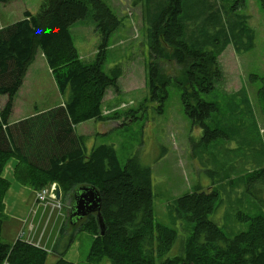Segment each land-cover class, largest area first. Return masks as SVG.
I'll use <instances>...</instances> for the list:
<instances>
[{"label": "trees", "instance_id": "obj_1", "mask_svg": "<svg viewBox=\"0 0 264 264\" xmlns=\"http://www.w3.org/2000/svg\"><path fill=\"white\" fill-rule=\"evenodd\" d=\"M213 6L212 0H149L142 18L143 29L146 17L149 22L147 85L156 89L163 84V59L175 62L182 78L178 82L185 113L203 128L209 142L227 135L207 124L220 108L202 94L212 92L221 79L218 58L228 44L232 42L240 52L251 43L247 16L236 12L237 4ZM89 14L102 36L93 61L83 60L72 34L73 25ZM119 25L117 13L105 0H41L37 12L26 10L22 19L0 28V94L7 96L0 109V264H82L65 258L81 230L92 234L89 264H264V216L240 212L237 218L249 222V227L229 238L213 219L219 206L215 188L179 196L178 216L193 228L180 252L170 255L178 231L155 220L150 168L137 158L122 166L114 144L89 147L87 137L76 132L75 126L81 122L121 117L120 112L110 115L103 109L107 89L120 91L121 70L111 76L103 68L109 38ZM38 51L43 53L64 103L10 123L14 99ZM253 78L261 79L257 99L264 113V77ZM241 91V96H247L243 89L236 94ZM230 109L234 115L241 111L234 106ZM233 121L232 116L222 118L230 129ZM11 158L17 160L14 179L34 190L57 182L62 195L72 197L81 185L96 187L106 224L104 234L92 213L74 224L70 219L62 224L51 252L21 236L5 239L6 230H11L5 204L11 181L3 170ZM254 179L264 187V166L241 176L245 182Z\"/></svg>", "mask_w": 264, "mask_h": 264}, {"label": "rangeland", "instance_id": "obj_2", "mask_svg": "<svg viewBox=\"0 0 264 264\" xmlns=\"http://www.w3.org/2000/svg\"><path fill=\"white\" fill-rule=\"evenodd\" d=\"M105 1L117 13L120 25L109 38L103 68L111 76L120 69L121 76L118 78L120 91L108 88L103 108L117 105L114 112H120L121 117L118 125L106 126L105 133L97 136V145L114 144L122 166L130 159L137 158L143 167L150 168L148 176L153 190L155 220L178 231L170 255L180 252L185 236L193 228L187 219L178 216L177 199L202 188L219 191V206L213 219L229 238L247 230L249 222L237 218L240 212L264 216L262 182L257 179L250 182L241 180L242 175L264 166V113L257 99L261 79L253 78V75L264 77V0H247L242 4L237 0H212L213 7L238 5L236 12L247 16L251 43L240 52L232 42L228 44L218 58L221 79L212 92L202 94L206 100L217 102L220 108V112H214L207 119V124L213 129L223 130L227 135L210 142L204 139L203 128L193 124L192 117L185 113L182 86L178 82L182 78L175 62L163 59L161 66L165 76L160 81L163 84L157 83L156 89L147 85L149 22L146 17L143 29L142 18L149 0ZM9 4L3 9V1H0V14L8 18L6 21H13L23 18L26 10L37 12L41 0H12ZM223 10L222 14H225ZM72 34L83 60L93 61L100 50L102 36L96 30L92 16L89 14L74 24ZM28 68L31 73L25 77L27 80L14 99L15 108L13 106L14 111L9 117L10 123L37 110L52 107L63 99L41 51ZM241 89L247 96H241L242 91L236 94ZM110 96L115 97L111 104L107 101ZM163 96L166 97L160 101ZM6 101L7 96L0 94V109ZM233 106L240 108V113L234 115L230 109ZM225 115L234 118L232 129L223 124ZM237 115L241 119L237 120ZM85 122L89 127L97 124L94 120ZM98 122L103 127L104 121ZM80 124L76 125L77 133L82 131ZM9 168L10 164L7 170ZM13 195L17 196L15 189ZM60 202L63 207L54 210L40 204L34 210V204L30 219L18 221L15 219L17 217L11 215L7 225L16 226V229L15 232L6 230L4 238H25L32 226L30 241L44 242L49 236L52 239L54 226L57 230L63 224L62 218L65 217V221L68 219L71 195L63 194ZM184 229H188V232ZM91 243V233L84 230L77 233L76 244L80 246L79 262L82 264H89L87 256Z\"/></svg>", "mask_w": 264, "mask_h": 264}, {"label": "crops", "instance_id": "obj_3", "mask_svg": "<svg viewBox=\"0 0 264 264\" xmlns=\"http://www.w3.org/2000/svg\"><path fill=\"white\" fill-rule=\"evenodd\" d=\"M11 1L12 0H10L9 2H3V9H5L6 6L10 5L9 3H11ZM19 19H22V17H20ZM19 19H14L13 21H6V20H8V18L6 19V18L2 17L1 14H0V28H2L3 26H5V25H7L9 23H12V22H14L16 20H19ZM42 55H43V53H42ZM50 72H51V70H50ZM30 73H31L30 70H27L25 77L27 75H29ZM52 79H53V81H55L54 77ZM26 80L24 78V81H26ZM24 81H23V84L25 83ZM21 87H20L18 93H20ZM56 88H57V86H56ZM18 93H17L16 96L19 95ZM59 95H60V93H59ZM114 98H115L114 96H110V98L107 100L109 102V104H111L110 102ZM104 99H105V97H104ZM63 103L64 102H63V99H62L59 103H54V105L55 106L63 105ZM54 105H52V107H54ZM117 107H118L117 105H109V107L103 108L104 109V113L105 114H110L111 112L113 113L114 110L117 109ZM14 108H15V105H14ZM49 108H51V106ZM49 108L47 107L45 109H41L40 111H43V110H46V109H49ZM33 114L34 113H31L30 115H33ZM30 115L24 116V117H22L20 119H17L16 121H19V120H21V119H23L25 117L30 116ZM118 119H109V120L90 119V120H94L97 123L94 127L93 126H91V127L87 126L85 121L83 123L81 122V124L80 123L79 124L82 125V131L79 132L78 134H81V135H84V136L87 137V145L89 147H91L93 145H97V140H98L97 136L100 135V134H104L105 133L106 130L104 128L106 126L112 127V126L118 125L120 123L118 121ZM98 121H104L103 127H100V124H99ZM112 123H115V124H112ZM75 128H76V126H75ZM9 164H10V168L7 170V166ZM16 164H17V160L14 159V158H11L7 162V164H6V166L4 167V170H3V176L11 181V186H10L9 190L7 191L6 196H5V204H6V212H7L8 215L10 214L9 217L11 218V215H12V216H14V218L17 217V218H15L16 220H18V221L21 220L22 221V220H25V219H28V218L30 219V217H31L30 214H31V211L33 209V205L35 203V190L33 188H31L30 186L22 185V184L18 183L14 179L13 171H14V167H15ZM14 189L17 192V196L16 197L13 195ZM202 189H206V188H202ZM34 217H33V219H34ZM9 227H10L11 230H13L15 232V229H16L15 227L16 226L10 225ZM30 228H31V226H30ZM54 230H55V226L51 230L52 234L54 232L53 238L51 239V236H49V237H46L45 241H44L47 244V246L49 248H51V250H52L53 244H54L53 239H54L55 233L57 232L58 228H57V230H55V231ZM79 251H80V246H78L76 244V240H74V242L71 244V246L67 250V252L65 254V258L67 260H69V261H72V262H79L80 261V252ZM50 259L52 261H54L55 257L51 256Z\"/></svg>", "mask_w": 264, "mask_h": 264}, {"label": "water", "instance_id": "obj_4", "mask_svg": "<svg viewBox=\"0 0 264 264\" xmlns=\"http://www.w3.org/2000/svg\"><path fill=\"white\" fill-rule=\"evenodd\" d=\"M50 196L56 200L62 198V189L57 182L52 183ZM70 207L69 219L71 223H76L84 219L89 214L95 213L98 217L101 234H104L106 224L101 214V196L99 190L91 185L79 186L74 194Z\"/></svg>", "mask_w": 264, "mask_h": 264}, {"label": "built area", "instance_id": "obj_5", "mask_svg": "<svg viewBox=\"0 0 264 264\" xmlns=\"http://www.w3.org/2000/svg\"><path fill=\"white\" fill-rule=\"evenodd\" d=\"M50 187H44L36 192V199L40 205L48 206L52 205V207L57 206L55 203L50 202Z\"/></svg>", "mask_w": 264, "mask_h": 264}, {"label": "bare ground", "instance_id": "obj_6", "mask_svg": "<svg viewBox=\"0 0 264 264\" xmlns=\"http://www.w3.org/2000/svg\"><path fill=\"white\" fill-rule=\"evenodd\" d=\"M227 39H228V37H227ZM230 40V39H229ZM212 51H214V50H212Z\"/></svg>", "mask_w": 264, "mask_h": 264}]
</instances>
